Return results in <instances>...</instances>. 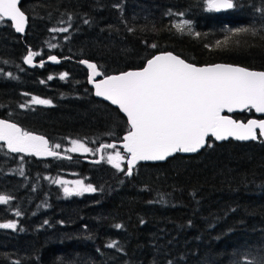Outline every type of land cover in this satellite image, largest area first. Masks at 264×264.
Returning a JSON list of instances; mask_svg holds the SVG:
<instances>
[{
  "label": "trees",
  "instance_id": "16d2710c",
  "mask_svg": "<svg viewBox=\"0 0 264 264\" xmlns=\"http://www.w3.org/2000/svg\"><path fill=\"white\" fill-rule=\"evenodd\" d=\"M234 4L210 12L205 0H21L24 35L0 21V119L61 145V157L49 160L0 146V194L11 197L0 223L17 224L0 229V264H243L264 255V144L209 141L194 156L139 165L130 179L102 160L64 153L79 140L96 154L128 131L115 109L91 96L79 61L106 76L171 52L198 67L264 71V0ZM62 27L68 32L51 31ZM239 28L258 34L233 35ZM28 51L40 53L36 62L56 56L60 64L27 69ZM32 96L51 105L21 108ZM71 176L97 190L66 196L53 179Z\"/></svg>",
  "mask_w": 264,
  "mask_h": 264
},
{
  "label": "snow or ice",
  "instance_id": "6c2138e0",
  "mask_svg": "<svg viewBox=\"0 0 264 264\" xmlns=\"http://www.w3.org/2000/svg\"><path fill=\"white\" fill-rule=\"evenodd\" d=\"M205 3L210 12L235 7L234 0H205ZM4 18L13 22L17 32H24L26 16L18 7V0H0V21ZM188 23L184 21L174 27L183 32ZM188 30L191 31L190 27ZM51 31L68 32V28H53ZM241 33L258 34L252 28H239L233 35ZM221 43L217 41L216 46L220 47ZM227 43L226 39L223 44ZM151 47L156 48L157 45L152 44ZM38 55L40 53L29 51L24 63L32 65L34 57ZM49 59L59 62L56 56H50ZM81 63L91 70L89 82L94 83L95 95L111 101L127 116L130 131L123 137V149L130 157L127 159V168L125 170L121 167L125 156L119 151L115 155L109 154L107 161L128 176L133 174L138 161H164L176 153H197L206 146L211 147L209 137L215 141L230 138L254 141L258 139V133L259 137H264V119H250L245 123L223 114L237 109H254L264 114V71H250L229 64L198 67L171 52L154 55L139 70L116 75L104 76L95 63L86 60ZM40 66L43 67V62ZM67 75L64 73L59 78L64 80ZM99 76H103V79L96 81L95 78ZM52 78L48 77L49 80ZM31 104L51 105V101L32 96L30 103L21 104L20 107L28 108ZM0 142L6 143L11 153L52 157L60 155L56 151L60 149V144L49 147L45 137L34 135L4 119H0ZM71 144L73 146L68 149L69 152L93 151L79 140H72ZM109 148L115 149L116 145L103 144L97 151ZM66 158L71 159L70 156ZM20 174L23 175V171ZM55 183L67 185L68 182L56 180ZM74 185L73 188L64 187L66 196L97 190L92 184L85 185L81 180L75 181ZM10 199L9 195L0 194V205H7ZM15 215L20 216L21 213L17 211ZM16 228L15 222L0 223V229ZM115 246L108 245L110 248ZM243 264H264V255L246 258Z\"/></svg>",
  "mask_w": 264,
  "mask_h": 264
},
{
  "label": "water",
  "instance_id": "95a60500",
  "mask_svg": "<svg viewBox=\"0 0 264 264\" xmlns=\"http://www.w3.org/2000/svg\"><path fill=\"white\" fill-rule=\"evenodd\" d=\"M20 3H21V0H18V7L20 6ZM222 10H230V9H222ZM3 21L9 24L10 28L12 29V31H13L16 35H18V36H23V35H24L25 30H24V32H22V33L17 32V31L15 30V27H14V24H13L12 21L8 20L7 18H4ZM26 24H27V18H26V23H25V29H26ZM28 52H29V51H28ZM28 52H27V54H28ZM162 53H167V52H161V53H157V54H155V55L162 54ZM27 54H26V55H27ZM26 55H25V56H26ZM25 56H24V58H25ZM153 56H154V55H153ZM153 56H152V57H153ZM49 57H50V56H49ZM49 57H47V58H45L44 60H41V61H39V62H35V57H34V59H33V64H32V65H29V64L24 63V58H23V59H22V65H23L25 68H27V69H34V68H41V66H40L41 62H43V65H50V66H57V65L60 64V60H59L58 58H57V60H58L59 62L57 63V62H53V61H51V60L49 59ZM152 57H151V58H152ZM82 61H83V60H82ZM145 64H146V62L144 63L143 67L145 66ZM78 65L81 66V67L85 70V72H86V79H85V81H86V85H87L88 89H90V91H91V96H92L95 100L100 101V102H102V103H104V104L110 106L111 108L115 109V110L118 112V114H119V115L125 120L126 125H127V127H128V131H130V126H129L128 123H127V116H126V114H124L123 112H121V111L119 110V107H118L117 105H113V104L111 103V101L105 100L103 97H98V96L95 95V86H94V83H90V82H89V77H90L91 70L87 67L86 64L81 63V61L78 62ZM213 65H215V64H213ZM229 65H230V64H229ZM209 66H210V65H209ZM233 66H234V65H233ZM138 70H139V69H138ZM248 70H249V69H248ZM127 71H133V70H127ZM250 71H252V70H250ZM124 72H126V71H124ZM121 73H123V72H121ZM118 74H120V73H118ZM111 75H116V74H111ZM95 79H96V81H99V80L103 79V76L96 77ZM244 112H251V113L253 114L254 117H253V118H250V119H256V120L264 119V114H262V113H257V112H255L254 109H252L251 111H249V110H243V111H241V110L237 109V110H234L232 113H227V112L225 111L223 114H224V115L232 116V115H236V114H242V113H244ZM250 119H248V120H250ZM248 120H247V121H248ZM247 121H245V123H246ZM241 122H242V121H241ZM10 123H11V122H10ZM128 131H127V132L121 137L120 142L115 143L116 148L120 149V150L122 151L123 154L127 155V158H126V161H125V169L127 168V159H129L130 157L128 156V154H127V153L125 152V150L123 149V144H124L123 137L128 133ZM34 135H36V134H34ZM208 140H211L212 142H214V143H216V144H222V143H226V142H228V141H232V142H236V143H243V144H248V143H251V142L256 143V142L261 141V142L264 144V137H259V133H258V139H257V140H254V141H253V140H249V141H237V140L232 139V138H230L229 140H226V141H215V139L212 138V137H209ZM0 146H2V147L4 148V150H5L7 153H9V154H16V155H21V156H25V157H33V158L38 159V160H47V159H51V158H56V157L46 156V155L36 156V155L28 154V153H11V152L7 149V145H6V143H4V142H0ZM205 148H206V147H205ZM205 148L201 149V150L198 151L197 153H176V154H174L173 156L168 157V158H167L166 160H164V161H138V162L135 164L134 168H135L136 166H138V165L163 164V163H165L168 159H171V158L174 157V156H193V155H196V154H198V153H201ZM97 149H100V146H99ZM109 149H111V148H109ZM101 150H102V149H101ZM101 150H100V151H97V150H96V152H97V159H96L95 161H88L87 159H81L80 161H81L82 163H89V162H90V163H93V164L98 163L99 160H100V152H101ZM97 161H98V162H97ZM125 176L128 177V178L131 177V176L126 175V173H125Z\"/></svg>",
  "mask_w": 264,
  "mask_h": 264
},
{
  "label": "rangeland",
  "instance_id": "374dc122",
  "mask_svg": "<svg viewBox=\"0 0 264 264\" xmlns=\"http://www.w3.org/2000/svg\"><path fill=\"white\" fill-rule=\"evenodd\" d=\"M31 101V98L28 100V102L30 103ZM73 145L71 144V142L68 143V146L64 149V153L66 156H78V157H82V158H91V157H95V154H92V152H69L68 149L71 148ZM117 148L115 149H111V150H104L101 154L102 156V161L104 162V164L106 165H109V166H112L111 164L108 163L107 161V156L109 154L111 155H115V153L117 152ZM113 167V166H112ZM54 185L55 186H58L60 188V190L64 193V187L67 186L69 188H73L75 185H74V182L79 180V179H76L74 176H71V177H57V178H54ZM56 180H63V181H67V185H62V184H57L55 183ZM65 194V193H64ZM75 195V194H74ZM73 196V195H71Z\"/></svg>",
  "mask_w": 264,
  "mask_h": 264
},
{
  "label": "flooded vegetation",
  "instance_id": "af4514ba",
  "mask_svg": "<svg viewBox=\"0 0 264 264\" xmlns=\"http://www.w3.org/2000/svg\"><path fill=\"white\" fill-rule=\"evenodd\" d=\"M121 155H123V154L121 153Z\"/></svg>",
  "mask_w": 264,
  "mask_h": 264
}]
</instances>
